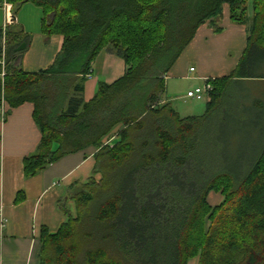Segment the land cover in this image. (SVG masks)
I'll list each match as a JSON object with an SVG mask.
<instances>
[{
    "label": "trees",
    "instance_id": "trees-1",
    "mask_svg": "<svg viewBox=\"0 0 264 264\" xmlns=\"http://www.w3.org/2000/svg\"><path fill=\"white\" fill-rule=\"evenodd\" d=\"M6 1L14 14L41 6L42 32L62 36L52 64L28 71L16 49L28 35L0 27V104L32 103L41 132L24 175L96 147L90 176L71 186L74 213L61 202L66 219L41 229V264H264V0ZM224 4L245 48L205 80L204 112L182 116L159 98L164 75L202 24L222 30ZM104 48L125 71L86 101L82 80ZM250 81L257 95L229 105L232 85Z\"/></svg>",
    "mask_w": 264,
    "mask_h": 264
},
{
    "label": "crops",
    "instance_id": "crops-1",
    "mask_svg": "<svg viewBox=\"0 0 264 264\" xmlns=\"http://www.w3.org/2000/svg\"><path fill=\"white\" fill-rule=\"evenodd\" d=\"M8 11L11 16V4ZM4 16L5 23H10L6 12ZM221 17L227 32L216 33L207 22L202 24L164 79L174 77L205 83L207 78L226 75L235 67L245 48L247 33L244 25L231 22L227 4L223 5ZM61 45V35L46 37L37 33L20 65L28 71L46 68ZM234 48L237 53L231 58L226 51ZM193 60L195 63H191ZM33 110L30 102L13 108L4 101L0 104V264H41V229L55 232L66 219L59 206L61 202L74 213L71 186L85 182L94 165L96 147L88 146L63 155L32 176H25L23 158L34 154L41 138Z\"/></svg>",
    "mask_w": 264,
    "mask_h": 264
},
{
    "label": "rangeland",
    "instance_id": "rangeland-1",
    "mask_svg": "<svg viewBox=\"0 0 264 264\" xmlns=\"http://www.w3.org/2000/svg\"><path fill=\"white\" fill-rule=\"evenodd\" d=\"M10 7V3L8 5V9ZM4 9L3 3L0 0V27L4 29L8 25L5 23V16H4ZM248 12L251 13V7L249 8ZM15 16L17 19L18 24L22 26L23 33H26L29 37V43L33 35L39 33H43L41 29V16H42V7L37 5L32 1L25 2L21 7H19L16 12ZM232 23H235L231 21ZM218 26H222V30L220 32L226 33L227 27L223 25L222 17L217 20L216 23ZM227 25V24H226ZM209 27L213 28L208 24ZM245 31H246V26ZM216 32V33H220ZM44 34V33H43ZM45 35V34H44ZM4 39V38H3ZM5 40H2L3 49L6 45ZM24 44V52L25 49V42H21L16 48ZM29 46V45H28ZM22 53V56L24 54ZM237 53V50L228 49L226 54L229 57H234ZM5 54V53H4ZM191 63H195V61H191ZM22 67V65H21ZM23 68V67H22ZM126 68V64L124 60L121 58L119 54L115 51L110 49H102L99 54L95 57L91 64V74L89 76H85L82 80L84 90H83V98L84 100H89L96 90L99 87V83L101 82H111L115 80L117 77L121 76ZM192 75L195 74L194 72L191 73ZM164 89L160 93L159 98L170 102L175 109L180 113L182 116L186 115H200L205 110V103L207 101V95L203 94L201 99H195L192 97L187 96V90L196 88V87H203L202 81H193V80H182L180 78L171 77L169 79H164ZM169 83V84H168ZM168 84V86H167ZM255 83L253 82H237L232 85V93L229 94V105L236 102V100H246L252 96L257 95L256 90L258 86H254ZM260 94L264 95V84L259 86ZM249 103V102H248ZM36 152V151H35ZM34 152V153H35ZM222 196L220 193H211L209 195V202L212 205L219 203L222 200ZM190 264H195V261L192 260Z\"/></svg>",
    "mask_w": 264,
    "mask_h": 264
},
{
    "label": "built area",
    "instance_id": "built-area-1",
    "mask_svg": "<svg viewBox=\"0 0 264 264\" xmlns=\"http://www.w3.org/2000/svg\"><path fill=\"white\" fill-rule=\"evenodd\" d=\"M3 3V8L4 11L6 12L7 15V21L9 22L10 20V14L8 11V5L9 3L6 0H2ZM4 49H2V57L0 58V64H1V72L0 75L3 76L4 75ZM190 70H193V67L190 68ZM211 90V84L209 82H206L203 84V87H196L193 90H188L187 91V96L195 98V99H201L203 94H208V92ZM1 114H4L3 110H1Z\"/></svg>",
    "mask_w": 264,
    "mask_h": 264
},
{
    "label": "water",
    "instance_id": "water-1",
    "mask_svg": "<svg viewBox=\"0 0 264 264\" xmlns=\"http://www.w3.org/2000/svg\"><path fill=\"white\" fill-rule=\"evenodd\" d=\"M15 21H16L15 14L12 13L11 16H10V20H9V22H10V23H13V22H15ZM23 48H24V44H22L21 46H19V47L16 48V49H17V50H22Z\"/></svg>",
    "mask_w": 264,
    "mask_h": 264
}]
</instances>
